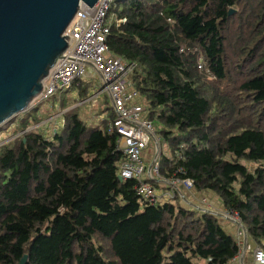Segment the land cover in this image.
<instances>
[{"label": "trees", "instance_id": "1", "mask_svg": "<svg viewBox=\"0 0 264 264\" xmlns=\"http://www.w3.org/2000/svg\"><path fill=\"white\" fill-rule=\"evenodd\" d=\"M110 13L125 22L111 24L108 52L135 65L130 82L170 145L160 178L215 193L264 251V0H116ZM111 118L89 125L73 110L51 137L28 131L0 147V264L235 259L220 217L150 205L136 181L118 179ZM18 120V132L39 123L30 112Z\"/></svg>", "mask_w": 264, "mask_h": 264}, {"label": "built area", "instance_id": "2", "mask_svg": "<svg viewBox=\"0 0 264 264\" xmlns=\"http://www.w3.org/2000/svg\"><path fill=\"white\" fill-rule=\"evenodd\" d=\"M115 1L98 0L91 8L84 4L79 5L64 33L69 38L66 41L69 46L49 71L37 102L48 101L57 90H69L76 82L84 78L86 69H91L97 76L101 91L109 99V111L112 118L108 125V133L117 135V150L123 155L118 177L122 181H136V195L142 202L150 205H156L162 199L171 202L175 199V189L178 185L187 190L193 189V185L188 179L173 177L163 180L159 176L160 139L155 135L141 98L130 82L135 65L125 63L108 52L106 38L111 24L125 22L124 19L116 21L117 19L109 17L111 6ZM198 69H203L201 63ZM100 94L102 93L98 92L92 95V98H97ZM152 143L156 146V157L147 172L143 152ZM149 180L166 184L168 190L163 193V196L158 197ZM221 214L223 219L236 225V240L239 245L246 234L241 228L242 223L239 217L233 212ZM253 264H264V251L258 247L254 250Z\"/></svg>", "mask_w": 264, "mask_h": 264}, {"label": "water", "instance_id": "3", "mask_svg": "<svg viewBox=\"0 0 264 264\" xmlns=\"http://www.w3.org/2000/svg\"><path fill=\"white\" fill-rule=\"evenodd\" d=\"M97 1L0 0V127L39 96L49 71L69 46L64 33L79 5L91 8ZM198 210L222 218L221 213ZM26 260L24 256L19 264Z\"/></svg>", "mask_w": 264, "mask_h": 264}, {"label": "rangeland", "instance_id": "4", "mask_svg": "<svg viewBox=\"0 0 264 264\" xmlns=\"http://www.w3.org/2000/svg\"><path fill=\"white\" fill-rule=\"evenodd\" d=\"M96 81L90 85L81 83L80 86H75L70 90H57L55 95L46 102L38 103L36 97L33 102H31L29 108L26 111L19 113L0 127V147L11 143L14 139L19 138L28 131H37L41 134H44L46 137H51L53 129L54 131L55 129L58 131L62 127L64 123V115L73 110L77 112V115L82 121L89 125L99 124L101 118L100 115L106 116L104 117V120L107 118L109 119V115H112L109 111L108 100L103 98V95H99L96 99V102L94 101L95 98H92V93L90 90H93L96 86L97 88L100 87L99 82ZM78 91H88V93L84 98H80ZM80 100L82 102H79ZM61 102L65 103V107L59 105ZM27 112H30V115L33 117L37 116L39 123L32 125V127L24 132H18L19 128L17 127V121H19L18 119H20L21 116ZM155 135L159 137L156 133ZM158 145L160 148L158 156L159 161V157H161L160 153L163 154V156L170 155V145L164 140L159 141ZM149 150L150 155L148 156L147 160H144L147 168L150 167V164L156 157L155 144H150ZM171 203L178 205L180 202L177 200L176 202L172 201ZM220 224L224 229L227 228L228 223L224 221V219L220 220Z\"/></svg>", "mask_w": 264, "mask_h": 264}, {"label": "crops", "instance_id": "5", "mask_svg": "<svg viewBox=\"0 0 264 264\" xmlns=\"http://www.w3.org/2000/svg\"><path fill=\"white\" fill-rule=\"evenodd\" d=\"M114 16V13H110V18H114L116 19ZM97 80V76L94 74V72L91 69H86V73L84 78L80 81L82 83H85L87 85L92 84L94 81ZM92 81V82H90ZM98 82V80L96 81ZM94 91V92H93ZM90 92L92 93V95L94 96L96 93L101 92L103 95V98H106L109 102V99L107 97V95L101 91V86L97 88V86L93 89L90 90ZM97 98H95V102ZM110 116V115H109ZM100 121L104 120V115H100ZM57 130V129H55ZM54 132V129L52 131V133ZM150 155V150L149 147L143 152V159L147 160L148 156ZM151 165V164H150ZM146 170L148 172V168L146 167ZM155 182H157L155 180ZM158 185L157 187L154 189L155 193L158 195V197L163 196V193L168 190V186L166 184H162L157 182ZM176 191V196L175 199L173 201H177L179 200V205L185 207V208H192V209H196L198 210V208L201 209H206L212 212H216V213H225L226 210L224 209L222 200L213 192L210 191H202V192H197L195 189H191V190H187L184 187L178 185L175 189ZM166 199H162L161 203H166ZM172 202V201H171ZM223 219V218H222ZM228 223L227 228L225 229L226 232L234 237L236 239V234H237V227L236 225H234L233 223L229 222L228 220H225ZM245 243H246V248L245 247ZM256 244L254 243L253 240H251L248 236H247V240L245 242L244 238H242L239 242V248H240V253L239 255L236 257V259H234V261L230 262L231 264H253V254H254V250L256 248Z\"/></svg>", "mask_w": 264, "mask_h": 264}, {"label": "bare ground", "instance_id": "6", "mask_svg": "<svg viewBox=\"0 0 264 264\" xmlns=\"http://www.w3.org/2000/svg\"><path fill=\"white\" fill-rule=\"evenodd\" d=\"M124 62V61H123ZM130 64V63H129ZM116 135V134H115Z\"/></svg>", "mask_w": 264, "mask_h": 264}]
</instances>
